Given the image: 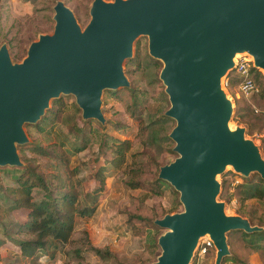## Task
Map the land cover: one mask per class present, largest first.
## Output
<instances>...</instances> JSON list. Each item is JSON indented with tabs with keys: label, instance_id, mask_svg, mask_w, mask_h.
<instances>
[{
	"label": "water",
	"instance_id": "95a60500",
	"mask_svg": "<svg viewBox=\"0 0 264 264\" xmlns=\"http://www.w3.org/2000/svg\"><path fill=\"white\" fill-rule=\"evenodd\" d=\"M52 8V31L30 41L20 61L12 63L0 45V165L20 164L23 122H35L59 93L73 94L83 117L103 121L100 92L128 84L121 63L133 38L145 34L148 53L162 62L164 114L175 120L168 136L178 153L157 176L179 192L182 204L154 219L166 231L157 237L156 260L147 264H188L205 233L220 264L229 254V230L259 228L224 212L216 175L229 163L264 178V158L244 127H228L232 106L220 88L235 51L250 53L264 73V0H91L83 28L61 0Z\"/></svg>",
	"mask_w": 264,
	"mask_h": 264
},
{
	"label": "rangeland",
	"instance_id": "374dc122",
	"mask_svg": "<svg viewBox=\"0 0 264 264\" xmlns=\"http://www.w3.org/2000/svg\"><path fill=\"white\" fill-rule=\"evenodd\" d=\"M55 1L0 0V45L4 44L7 47L12 63L21 60L29 42L37 39L38 34L52 31L54 23L52 6ZM61 1L72 11L77 23L83 28L89 19L88 7L91 0ZM128 58L132 60L125 64ZM145 59L154 63L146 64ZM161 65V60L148 53L147 35L138 34L131 42L130 56L124 58L121 63L128 84L116 88H103L100 92L99 108L103 121L94 117L82 118L74 95L59 93L57 97H61L63 105L59 108L53 122L46 123L41 128L35 126L51 105L52 98H50L43 113L35 122H23L22 124L26 135V141L23 143L31 140L43 146L60 143L67 151H70L74 146L77 147L84 142L83 148L74 153L68 152L67 156V166L74 170L70 178L74 189L78 192L77 200L85 208L84 214H75L73 217V235L79 240L85 236L87 242L93 246H106L120 261L132 264L150 263L160 253L156 239L166 231V228L155 224L153 219L182 209V204L178 199L179 192L169 183L160 194H151L143 187L131 188L124 183L129 173L123 169L130 161V153H133L135 157L133 165H144L145 171L141 178L152 177L158 170V166L153 165L151 157L146 153H152V157L158 161L159 165L173 160L178 155L172 149V144H174L172 139H170L171 145L162 141L159 145L152 146L139 133L141 123L143 124L149 116L163 112L169 106L164 84L158 78ZM225 75L223 74L220 78V88L231 102L232 116L234 99L240 100L241 97L245 99L249 94L244 95L239 92L235 85L232 88H226L224 86ZM130 89H135L133 92L135 96L131 95ZM111 90H115L116 95L111 94ZM130 102H133V105H130ZM75 107L77 110L73 112ZM231 116L228 121L231 129L237 125L244 127L242 123L231 119ZM66 117L67 124H64L62 120ZM73 124L83 127V130L71 132L68 126H73ZM174 124L175 120L170 118L167 124L169 131ZM244 136L252 140L264 158V133L249 134L245 132L244 127ZM123 139H128L131 143L125 152L124 161L117 165L111 162L112 142ZM20 144H16L17 154L31 155L27 150L19 151ZM36 160H38L39 170L44 173L52 171L48 165V158L36 156ZM10 166L13 165H0V175L5 178L9 176L2 168H10ZM99 166H102L103 176L100 187L94 175ZM224 170L233 169L231 166H226ZM234 172V182L241 180L242 174ZM219 176L220 173L216 175L218 182ZM33 194L38 195L36 189ZM217 199H219L218 195ZM223 203L225 213H235L234 208L238 203L234 199L229 202L223 201ZM25 213L24 208L0 209V240L3 241L2 244L0 243V264H60L63 258L62 250L66 243L59 242L53 259H50L46 253L36 258L33 255L29 257L21 255L17 246L4 237L2 224L9 226L10 230H15L11 223L24 220ZM214 253L204 260L205 264H213ZM80 254L87 263L100 261L94 251L87 247L81 250ZM254 255L257 260V253ZM192 263L193 258L188 264Z\"/></svg>",
	"mask_w": 264,
	"mask_h": 264
},
{
	"label": "trees",
	"instance_id": "16d2710c",
	"mask_svg": "<svg viewBox=\"0 0 264 264\" xmlns=\"http://www.w3.org/2000/svg\"><path fill=\"white\" fill-rule=\"evenodd\" d=\"M131 60L126 59L125 64L131 62ZM145 63L151 64L154 62L146 60ZM249 76L255 84L256 90L251 91L248 98L234 99L231 119L242 123L246 133H264V73L251 66ZM241 79L242 77L235 70H229L225 75L224 86L228 89L232 88L233 85L237 86ZM130 90L131 95L135 96L133 93L135 89ZM111 94L116 95L115 90H111ZM62 105L61 97L52 98L51 105L45 110L35 126L41 128L46 123L53 122ZM130 105H133V102H130ZM240 107L241 110H239ZM73 110L75 112L77 107ZM164 111L149 116L143 123L144 125L141 123L139 127L140 135H143L152 146L159 145L162 141L165 144H172L167 128L171 117L165 115ZM66 119L67 117L62 120L64 124H67ZM68 127L71 132L83 130V127L76 124ZM130 143L128 139L112 142V163L118 165L124 161L125 152L130 147ZM83 147L84 142L82 145L74 146L70 151H67L60 143L43 146L34 140L18 146L19 151L27 150L31 155L20 153L18 154L21 160L19 165L14 164L10 168H2L9 176L5 178L0 175V209L16 210L24 208L26 213L24 220L11 223L14 225L15 230H10L9 226L2 224L4 237L17 246L21 255L27 257L33 255L36 258L46 253L50 259H53L54 251L57 249L59 242L66 243L62 250L63 258L60 260V264H90L85 262L80 254L81 250L86 247L93 250L100 260L91 264H132L120 261L106 246H93L87 242L85 236L79 240L73 235V217L75 214H84L85 208L77 200L78 192L74 189L70 178L74 170L68 168L67 156L68 152L74 153ZM100 148L102 149L101 146ZM169 151H171V148H169ZM146 154L151 157L153 165L155 164L159 169L162 164H158V161L152 157V153ZM35 155L48 158V165L52 171L44 173L39 170ZM133 155V153L129 154L130 161L123 169V171L129 173V176L124 179V183L131 188L143 187L149 190L151 194H160L169 182L158 177L157 173L149 178H141L145 171L144 165H133L135 162ZM101 173L102 166H99L94 173L99 183L98 187L103 182ZM249 173L242 174L241 180L234 182L235 172L233 170L220 172L219 200L229 202L234 199L238 203L234 208V212L245 217L250 225L259 227L250 232L242 229L229 230L226 233L229 254L221 258L220 264L226 261L232 264H264V178H261L255 171ZM35 189L38 193L37 196L33 194ZM1 242L3 243L2 240H0ZM213 253L214 249L209 248L204 260ZM252 253H257L258 263L250 261L249 256ZM204 260L201 264H205Z\"/></svg>",
	"mask_w": 264,
	"mask_h": 264
},
{
	"label": "built area",
	"instance_id": "2783aa9c",
	"mask_svg": "<svg viewBox=\"0 0 264 264\" xmlns=\"http://www.w3.org/2000/svg\"><path fill=\"white\" fill-rule=\"evenodd\" d=\"M251 66H253V60L248 53H241L232 60L231 70H235L238 75L242 77L240 82L237 84V89L244 95L256 90V86L249 76V70ZM209 248H213L215 250L212 239L206 233L205 235L198 238L195 243L190 257V260L193 258L192 264H201Z\"/></svg>",
	"mask_w": 264,
	"mask_h": 264
},
{
	"label": "bare ground",
	"instance_id": "6f19581e",
	"mask_svg": "<svg viewBox=\"0 0 264 264\" xmlns=\"http://www.w3.org/2000/svg\"><path fill=\"white\" fill-rule=\"evenodd\" d=\"M241 53H248L247 51H245V50H243V51H235L233 54H232V60L236 57V56H238L239 54H241ZM251 57H252V55L250 54V53H248ZM258 69H260L262 72H263V69L261 68V67H258ZM228 124V123H227ZM228 127L231 129V127H230V125L228 124ZM226 166H231L229 163H227L226 165H225V167ZM206 234V233H205ZM205 234H203V235H205ZM203 235H201V236H203ZM201 236H199L198 238H200ZM197 238V239H198ZM197 241V240H196Z\"/></svg>",
	"mask_w": 264,
	"mask_h": 264
},
{
	"label": "crops",
	"instance_id": "0c3cea01",
	"mask_svg": "<svg viewBox=\"0 0 264 264\" xmlns=\"http://www.w3.org/2000/svg\"><path fill=\"white\" fill-rule=\"evenodd\" d=\"M249 259L252 263H258V259L256 260V256L254 255V253H252L250 256H249ZM228 263V261H226ZM225 263V262H223Z\"/></svg>",
	"mask_w": 264,
	"mask_h": 264
}]
</instances>
